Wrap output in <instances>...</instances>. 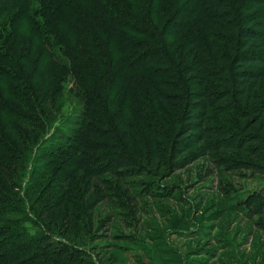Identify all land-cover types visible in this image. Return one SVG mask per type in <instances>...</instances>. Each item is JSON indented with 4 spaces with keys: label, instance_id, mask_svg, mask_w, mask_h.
I'll use <instances>...</instances> for the list:
<instances>
[{
    "label": "trees",
    "instance_id": "1",
    "mask_svg": "<svg viewBox=\"0 0 264 264\" xmlns=\"http://www.w3.org/2000/svg\"><path fill=\"white\" fill-rule=\"evenodd\" d=\"M263 7L264 0H0V264H84L83 252L29 234L12 216L29 157L22 151L48 125L41 107L61 100L62 90H52L58 56L83 99L88 90L80 132L60 154L87 177L140 175L142 164L160 166L194 148L264 173Z\"/></svg>",
    "mask_w": 264,
    "mask_h": 264
},
{
    "label": "rangeland",
    "instance_id": "2",
    "mask_svg": "<svg viewBox=\"0 0 264 264\" xmlns=\"http://www.w3.org/2000/svg\"><path fill=\"white\" fill-rule=\"evenodd\" d=\"M57 61L52 90H62L61 100L40 106L48 125L35 131L34 150L22 151L29 157L11 195L18 225L83 252L84 264H264V173L195 148L160 166L142 164L140 175L87 177L71 167L60 154L80 132L88 90L83 99L67 62ZM4 137L15 142L12 132Z\"/></svg>",
    "mask_w": 264,
    "mask_h": 264
}]
</instances>
